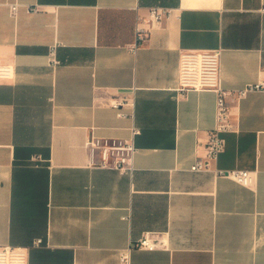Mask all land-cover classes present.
<instances>
[{
    "label": "crops",
    "instance_id": "crops-1",
    "mask_svg": "<svg viewBox=\"0 0 264 264\" xmlns=\"http://www.w3.org/2000/svg\"><path fill=\"white\" fill-rule=\"evenodd\" d=\"M152 7L170 14L139 43ZM191 50H220L225 90L264 85V0H0V247L28 264H264V93L229 97L226 151L193 171L219 94L177 90ZM123 97L133 116L109 105ZM133 128L132 173L93 166L90 138Z\"/></svg>",
    "mask_w": 264,
    "mask_h": 264
},
{
    "label": "built area",
    "instance_id": "built-area-1",
    "mask_svg": "<svg viewBox=\"0 0 264 264\" xmlns=\"http://www.w3.org/2000/svg\"><path fill=\"white\" fill-rule=\"evenodd\" d=\"M17 6L12 7L15 14ZM170 14V10L163 7H152L150 17L141 21L136 28L137 41L144 43L148 40L151 29L160 24L165 17ZM54 54V53H53ZM220 50H191L183 51L180 57L179 82L177 90L179 92H188L192 90L206 91L214 90L219 94L217 104V123L211 131L207 144V155L199 159L193 166V171L209 170L211 161L218 160L221 154L226 151V140L222 134L234 131V125L231 122V105L229 97L237 99L243 98L248 92L261 91L264 93V85L257 83L248 86L240 91H229L221 87L220 84ZM11 75L9 66H0V78H6ZM109 105L116 110L121 118L133 116L126 111L127 108H133L134 103L129 97L112 99ZM140 133V130L133 128V139L125 140L119 138H99L93 136L88 141V148L91 154L93 166L99 168L113 169L121 173H132L134 170L133 159L137 151L134 144V137ZM219 176H228L233 178L243 186H251L254 183L252 172L248 170H217ZM39 240L36 245H40ZM136 247L154 250L157 244L149 235L136 244ZM122 262L129 264L130 250L121 254ZM29 250L25 248L2 246L0 247V264H28Z\"/></svg>",
    "mask_w": 264,
    "mask_h": 264
}]
</instances>
